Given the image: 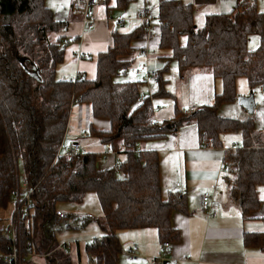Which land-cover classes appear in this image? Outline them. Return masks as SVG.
<instances>
[{"label":"trees","instance_id":"1","mask_svg":"<svg viewBox=\"0 0 264 264\" xmlns=\"http://www.w3.org/2000/svg\"><path fill=\"white\" fill-rule=\"evenodd\" d=\"M130 1L116 0L110 6L111 0H106L105 7L108 11L125 8ZM194 9L182 0L159 1V48L168 54L161 55L165 63L150 95L143 93L140 79L121 77L134 62L136 47L132 42L148 37L156 19L131 29L113 22L112 43L96 58V76L78 72L75 78L64 79L58 77V66L64 61L66 44L61 33L67 20H57L45 0H0V210L13 207L11 222L18 205L25 207L20 215L23 236L31 240L34 251L51 252L46 264H73L63 251H52L54 233L46 222L67 217L57 215L58 202L81 201L89 191L96 193L102 208L98 224L104 232L101 238L86 243L89 264H120L124 249L118 232L122 229L155 228L162 243L179 237L171 217L175 211H188L186 196L179 190L164 196L159 153L142 144L175 134L185 123L198 126L204 146H222L223 132H242V146L228 148L224 158L233 175L229 195L243 214L259 208L264 133L250 118L225 117L219 109L223 103L237 100L240 77L247 79L250 88L264 89V13L255 0H240L232 11L209 14L204 25L198 26ZM251 34L260 38L255 49L248 46ZM172 60L177 62L181 77L208 70L222 80L223 90L215 94L212 103L191 113H184L176 104L173 117L158 119L154 106L159 100H176L167 88L166 73ZM34 67L39 78L30 74ZM77 102L89 103L94 118L110 120V130L98 134L113 150L124 154L113 167L100 168L98 155L92 152L56 158ZM22 177L34 187L30 202L21 192ZM26 218L30 222L25 225ZM10 222L0 228V254L10 249L11 242L4 235ZM0 264L9 263L0 257Z\"/></svg>","mask_w":264,"mask_h":264},{"label":"crops","instance_id":"2","mask_svg":"<svg viewBox=\"0 0 264 264\" xmlns=\"http://www.w3.org/2000/svg\"><path fill=\"white\" fill-rule=\"evenodd\" d=\"M182 1L191 3L194 6V20L197 24V18L201 16L206 20L209 14L232 11L240 0ZM255 1L258 8L264 13V0ZM109 4L114 6L116 0H111ZM112 10L108 11L105 6L96 7L93 11V17L96 21L92 27L88 28L84 21L83 5L80 3V6H71V13L65 18L67 20L66 28L61 33L65 36L64 40H69L70 43L66 45L64 61L61 63L60 68L58 67V73L60 74H58V77L71 78L75 77L78 72L85 74L89 78L96 76L97 55L111 45L112 32L116 27L113 20L107 17L108 14H112ZM138 20L139 23H135L134 26L142 23L140 19ZM154 29L157 31L154 35H148V37L132 42L133 46L136 47L134 59H136L139 50L143 47L154 51L156 49L161 50L159 48L161 26L157 21V17ZM80 53L82 57H79ZM158 60L162 61V63L163 61L165 62L161 55ZM239 80L238 78L237 88L239 87ZM154 83H156L157 87V79L154 80ZM222 90V80L214 77L210 71H192L182 77V81L177 87V94L169 90L176 99L174 100L175 104L171 115L164 117L165 115L160 114L163 106L159 102L156 105H159L160 108L156 109L154 115L158 119L173 117L176 104L185 113L188 107L195 106L198 108L202 104L212 103L215 94L221 93ZM251 92L254 93L256 101L252 113H249L241 104L236 103L237 100L232 102L237 104L235 105L238 108V112H235L236 114L228 112L229 106L233 105L229 102L221 105L219 113L222 116L240 120L250 118L255 128L264 133V89L261 87L252 89L249 84H247V89L244 91L237 89L238 97L249 96ZM183 95L185 101L181 106L178 98ZM78 103L80 104H74L68 118L67 140L79 142L84 147V152L96 153L98 155L97 164L100 168L113 167L119 160L124 158V154L108 148L106 146L108 143H104L98 134L110 130V120L94 118L92 107L89 103ZM90 129H94L96 132H91ZM231 132L235 133L231 134ZM231 132H223L221 134L222 146H204L201 142L198 126L190 122L181 125L175 134L148 140L142 144L143 148L155 150L159 153L161 180L163 176L161 169L162 159L169 157V163H172L174 168H176L177 179L175 188L167 190V194L171 191H182L187 199L188 211H175L172 213V225L178 231L179 237L171 242L168 251H164L163 243L159 240L156 229L155 231H151L150 228L146 229L147 231L139 229L138 233H133V236L138 237L135 241L138 242L141 253V257L133 261L149 264L151 258L163 256L172 264H264V185L259 187L261 203L255 211L243 214L239 206L231 200L229 193L233 175L226 166L224 158L227 149H231L229 141H236L233 142L234 144L236 143L235 145H240L241 143L239 147L243 143L241 131ZM84 133H87L88 136H84ZM120 155H122L121 158ZM178 183L180 186H178ZM20 187L21 192H24L26 187L23 177ZM205 191H210L214 196V201L218 204L214 214L204 209L201 205V197ZM12 210L13 207L0 210V228L6 226L2 222L3 219L8 217V223L10 222ZM63 220L46 222L47 229H51L50 232L54 233L53 237L55 240H52V242L55 244V248L52 251H63L62 253L70 257L73 264H89V257L85 250L88 240L85 242H64V244L58 242L57 232L62 228L57 231L56 229ZM53 223L55 224L53 225ZM36 237H39V241L41 238L40 233ZM119 239L121 242V235ZM133 243L136 242H128L125 247L126 250ZM44 251H47V249L36 250V254L30 256L26 264L39 263L42 260L40 254Z\"/></svg>","mask_w":264,"mask_h":264},{"label":"rangeland","instance_id":"3","mask_svg":"<svg viewBox=\"0 0 264 264\" xmlns=\"http://www.w3.org/2000/svg\"><path fill=\"white\" fill-rule=\"evenodd\" d=\"M146 1V2H145ZM46 5L50 7L57 20L63 21L65 18H67L71 13V6L72 3L79 2V0H45ZM158 0H132L129 2V4L125 8H115L112 10V20L116 21L119 18H124L126 22L125 29H131L135 23H139V14L140 12L145 8L148 7L152 11V16L154 19H156L158 14ZM141 20V19H140ZM197 24L198 26H202L205 23V20L201 17L197 18ZM153 31L154 25L152 26ZM157 32L156 30L154 31ZM259 35L257 34H251L248 41V46L250 48H255L258 46L259 43ZM185 42V37L181 38V43ZM168 54L167 51L156 49L155 51L153 49H149L148 52V58L150 66L157 67L159 64H164L165 62H160L159 56ZM145 57L143 55L138 54L136 56V59H134L133 64L129 68V70L126 72L125 75H122L121 80H141V77L136 75L134 72L131 71L133 67H142V64L144 62ZM61 64L58 66L60 68ZM59 74V73H58ZM60 75V74H59ZM166 77L168 78L167 88L172 91L173 93L177 94V87L179 86V83L182 81V77L179 75V69L177 62L175 60H172L169 64V71L166 73ZM70 78V77H69ZM75 78V77H71ZM239 89L246 90L247 89V80L245 77L239 78ZM155 78H151L149 80V84L142 81L141 83V89L143 93H148L152 89L156 88V83H154ZM242 83V84H241ZM237 88V89H238ZM179 105L182 106V103L185 101L184 95L181 96V98H178ZM159 103L163 106V110H161V115H165L164 117H169L172 113L173 106L175 104V101L173 98H163L159 100ZM233 104L232 102H229ZM238 103V102H236ZM80 103H76L78 105ZM229 104V105H231ZM234 105V106H233ZM229 106L227 109L229 113L236 114L235 112H238V108H236L237 104H233ZM235 133V132H231ZM66 134V132H65ZM64 134V136H65ZM229 134V135H231ZM234 137V136H231ZM65 137H63L64 139ZM62 139V140H63ZM232 140V138H230ZM235 140V139H233ZM233 142L236 141H229V146L231 149H236L240 145H235ZM233 143V144H232ZM122 155H120L121 158ZM165 156V155H164ZM162 158V156H161ZM162 188H163V194L164 196H167V190L171 188H175V182L177 179V172L176 168H174L172 163H169V157H164L162 159ZM22 179V178H21ZM57 208L63 211L67 217L62 221L60 225L57 226L56 231L59 228H62L60 231L57 232V240L61 244H64V242H89L93 240L94 238H101L103 235V231L100 228L98 224V219H101L103 212L102 208L100 206L99 200L97 198V195L93 191H89L84 195L83 200L81 201H61L57 203ZM3 213V212H2ZM9 213V212H8ZM89 214H92L93 218H89ZM8 217L3 219V224H8ZM1 222V220H0ZM60 223V222H58ZM139 229H145L142 231H147L149 228H128V229H122L118 232L119 237L121 235V243L123 244V251L120 254V264H142L140 261H133L131 258H129V254L126 250V245L128 242H136L135 239H137V236H133V233H138ZM147 229V230H146ZM151 231H155V228L150 227ZM39 237H37L38 240ZM126 250V251H125ZM46 259L42 258V260L37 264H45ZM26 264V261L24 262Z\"/></svg>","mask_w":264,"mask_h":264},{"label":"built area","instance_id":"4","mask_svg":"<svg viewBox=\"0 0 264 264\" xmlns=\"http://www.w3.org/2000/svg\"><path fill=\"white\" fill-rule=\"evenodd\" d=\"M83 4V12H84V21L86 23V26L92 27L95 23V19L93 17V11L96 7L99 6H106L107 2L106 0H80ZM107 17L112 20L111 14H108ZM139 18L141 19L142 22H147L151 23L154 21V18L152 16V11L150 8L145 7L139 14ZM113 22H116L119 26H126V22L124 18H119L116 21L113 20ZM148 35L152 36L154 35V31L152 27H149ZM64 44H69V40H63ZM149 49L146 47H143L139 50V54L143 55L145 57L144 62L142 64V67H133L131 69L132 72H134L136 75L141 77V80L149 84V80L151 78L157 79L158 76V71L160 68L163 67L162 65H158L157 67H152L150 66L149 63V56H148ZM79 57H82V54H79ZM76 77V76H75ZM64 79H67V77H64ZM151 91L149 94L151 95ZM159 105L154 106V111L156 109H159ZM196 109L195 106L188 107V109L185 111V113H191ZM67 131V130H66ZM84 136H88L87 133H84ZM65 138L61 141L58 150L56 152V158L58 156H65V157H70L73 155H76L80 152H84V147L77 141L75 140H67V133L64 136ZM108 148H111L109 144H106ZM178 186L180 184L178 183ZM25 187L26 189L24 190L25 198L28 199L30 202V195L34 190V187H32L27 181H25ZM201 205L204 209L208 210L210 213H215L216 209L218 208V204L214 201V196L210 191H205L202 194L201 197ZM24 206H21L20 204L18 205L17 211H16V217L12 219L10 222L9 226L5 229L4 235L5 238L8 239L11 242L10 249L6 253L0 254V257L7 263L9 264H24L25 258L28 257L29 255H35L36 251H34V246L29 239H25L23 236L22 232V227H21V220L22 213L24 212ZM57 215L60 218H64L67 215L61 211H57ZM89 217H92V214H89ZM29 219H25V225L28 224ZM171 242L169 241H164L163 242V247L164 251H168L170 247ZM127 252L129 254V257L132 260H136L141 257L140 253V248L137 243H133L128 249ZM51 254V252L44 251L40 254L42 258H46ZM172 264L170 261H168L165 257L160 256L157 258H151L149 260V264Z\"/></svg>","mask_w":264,"mask_h":264},{"label":"water","instance_id":"5","mask_svg":"<svg viewBox=\"0 0 264 264\" xmlns=\"http://www.w3.org/2000/svg\"><path fill=\"white\" fill-rule=\"evenodd\" d=\"M24 60L25 59L21 58L22 63H24ZM30 74L36 78H39V74L35 69V67L33 68V71L30 72ZM237 102L241 104L243 107H245L249 113H252L256 104L254 93L251 92L249 96L237 97Z\"/></svg>","mask_w":264,"mask_h":264}]
</instances>
